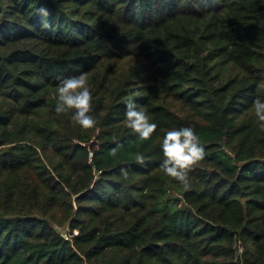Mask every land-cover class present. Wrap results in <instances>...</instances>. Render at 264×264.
<instances>
[{
	"label": "trees",
	"instance_id": "1",
	"mask_svg": "<svg viewBox=\"0 0 264 264\" xmlns=\"http://www.w3.org/2000/svg\"><path fill=\"white\" fill-rule=\"evenodd\" d=\"M82 72L87 130L55 113L57 77ZM257 97L264 0H0V264H264ZM181 127L206 152L187 191L160 169Z\"/></svg>",
	"mask_w": 264,
	"mask_h": 264
},
{
	"label": "clouds",
	"instance_id": "2",
	"mask_svg": "<svg viewBox=\"0 0 264 264\" xmlns=\"http://www.w3.org/2000/svg\"><path fill=\"white\" fill-rule=\"evenodd\" d=\"M39 12L44 16L48 15L46 9H39ZM88 76L87 72H82L79 75L57 77L59 83L56 87L55 113L61 115L71 112V120L85 130L93 129L97 123L90 115L93 95L88 86ZM125 103L126 127L131 129L140 141L151 139L158 125L151 122L146 111L138 107L132 99H128ZM252 107L258 128L264 132V100L257 97ZM120 147L118 145L111 149L109 155L116 157ZM160 147L163 153L161 171L181 184L185 191L189 190V172L206 156L199 135L191 127L174 128L164 133ZM135 160L138 164L145 163L142 154H137ZM120 173L125 180L128 179L129 173L126 168H121Z\"/></svg>",
	"mask_w": 264,
	"mask_h": 264
}]
</instances>
